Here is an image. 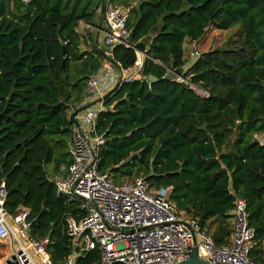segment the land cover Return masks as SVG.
<instances>
[{"label":"trees","instance_id":"trees-1","mask_svg":"<svg viewBox=\"0 0 264 264\" xmlns=\"http://www.w3.org/2000/svg\"><path fill=\"white\" fill-rule=\"evenodd\" d=\"M106 0H0V184L9 216L28 210L29 235L48 238L54 262L72 252L66 219L80 203L56 192L46 166L66 175L74 135L69 114L110 53L130 71L135 51L95 46L79 22L97 28ZM129 8L131 44L143 43L142 70L104 97L98 170L122 184L142 178L171 187V202L195 219L215 246L228 245L235 198L255 230L250 259L264 264V0H109ZM238 25L234 46L188 63L185 41ZM90 29V28H89ZM88 29V30H89ZM182 82L169 80V74ZM193 87L205 92L195 93ZM7 245L0 244L1 255ZM96 251L77 259L91 264Z\"/></svg>","mask_w":264,"mask_h":264},{"label":"built area","instance_id":"built-area-1","mask_svg":"<svg viewBox=\"0 0 264 264\" xmlns=\"http://www.w3.org/2000/svg\"><path fill=\"white\" fill-rule=\"evenodd\" d=\"M102 8L103 45L131 48L136 61L130 71L111 64L88 79L82 105L93 106L78 116L80 129H74L66 175L53 181L56 192L78 201L84 212L78 222L66 219L72 252L63 261L54 262L47 251L49 239L30 237L28 210L20 208L13 216L5 211L6 192L1 182L0 243L8 248L0 264H76L79 257L94 251L98 258L91 264H180L192 257L194 248L197 258L208 264H261L250 259L255 230L248 225L244 200L235 198L228 245L217 247L195 219L177 210L170 200L171 187L152 189L142 178L116 184L108 173L99 172L98 152L106 139L104 132H98L97 119L105 109L104 97L132 82L141 72L145 56V51L130 42L131 30L126 26L129 8L109 0ZM79 27L89 28L83 22ZM197 55L190 53L191 57ZM175 80L183 81L178 76Z\"/></svg>","mask_w":264,"mask_h":264},{"label":"rangeland","instance_id":"rangeland-1","mask_svg":"<svg viewBox=\"0 0 264 264\" xmlns=\"http://www.w3.org/2000/svg\"><path fill=\"white\" fill-rule=\"evenodd\" d=\"M79 29V28H78ZM82 29V27H81ZM238 31V25L233 26L231 29L227 31H219L215 30L213 28H210L205 37L200 41V42H195V43H190L188 40L185 41L183 45L184 49V59L190 63L193 58L199 56L201 53L208 52V51H215V50H224L233 47L234 45L231 43L233 40H236V34ZM191 52H196L198 53L197 56L191 57L190 53ZM195 93L199 96H205V92L193 87ZM74 111V110H72ZM258 140H263L264 137H257ZM54 168V162L50 163L46 166V171H47V176L50 181H54L56 178L60 177L64 166H61L59 168L58 173L53 171ZM7 245L5 243H0ZM5 253L1 255V259L4 257ZM0 259V260H1Z\"/></svg>","mask_w":264,"mask_h":264},{"label":"water","instance_id":"water-1","mask_svg":"<svg viewBox=\"0 0 264 264\" xmlns=\"http://www.w3.org/2000/svg\"><path fill=\"white\" fill-rule=\"evenodd\" d=\"M102 15H103V8L101 9L100 21L102 19ZM100 29L101 27L100 28L97 27L98 31L96 33L95 40H94L95 46L98 45ZM135 47L141 52L145 51V45L142 42L137 43ZM102 56L104 57L105 61L116 66V64L112 63L111 56H108L107 54H104V53H102ZM175 78H176L175 74H172V73L167 76V79L169 80H173ZM91 106H93V104L81 105L79 108H77L76 110L72 111L69 114V122L73 125L74 129H78V130L80 129V124L78 121L79 114H81L84 110H86L87 108ZM180 264H208V263L197 258V252H196V249L194 248L192 257L188 261L182 262Z\"/></svg>","mask_w":264,"mask_h":264},{"label":"crops","instance_id":"crops-1","mask_svg":"<svg viewBox=\"0 0 264 264\" xmlns=\"http://www.w3.org/2000/svg\"><path fill=\"white\" fill-rule=\"evenodd\" d=\"M97 17H96V20H97V22H98V28H100L101 27V29H100V34H99V40H98V42H99V44L101 43V41H103V37H104V26H103V24H102V20L100 21V16H101V9H99L98 11H97V15H96ZM89 26V25H88ZM100 26V27H99ZM90 28V29H89ZM89 28H86V27H82V29H81V27H79V29H78V32L81 34V35H83V36H87L88 35V32L89 31H95V36H96V33H97V28L95 29V28H93V27H90L89 26ZM89 29V30H88ZM105 54H108V53H105ZM108 68H111V64H109V62H107V61H105V63L103 64V66H102V68H101V70H104V69H108Z\"/></svg>","mask_w":264,"mask_h":264}]
</instances>
